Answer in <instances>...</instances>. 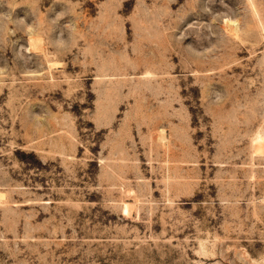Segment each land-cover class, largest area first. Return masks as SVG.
Here are the masks:
<instances>
[{
    "label": "rangeland",
    "instance_id": "1",
    "mask_svg": "<svg viewBox=\"0 0 264 264\" xmlns=\"http://www.w3.org/2000/svg\"><path fill=\"white\" fill-rule=\"evenodd\" d=\"M0 264H264V0H0Z\"/></svg>",
    "mask_w": 264,
    "mask_h": 264
},
{
    "label": "bare ground",
    "instance_id": "2",
    "mask_svg": "<svg viewBox=\"0 0 264 264\" xmlns=\"http://www.w3.org/2000/svg\"><path fill=\"white\" fill-rule=\"evenodd\" d=\"M123 212L129 215L132 211L131 204L129 201L124 200L122 205Z\"/></svg>",
    "mask_w": 264,
    "mask_h": 264
}]
</instances>
